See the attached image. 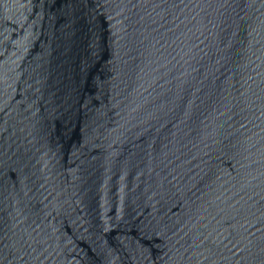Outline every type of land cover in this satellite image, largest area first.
<instances>
[{
  "label": "water",
  "instance_id": "95a60500",
  "mask_svg": "<svg viewBox=\"0 0 264 264\" xmlns=\"http://www.w3.org/2000/svg\"><path fill=\"white\" fill-rule=\"evenodd\" d=\"M0 264H264V0H0Z\"/></svg>",
  "mask_w": 264,
  "mask_h": 264
}]
</instances>
